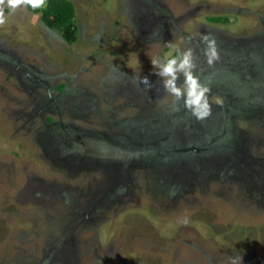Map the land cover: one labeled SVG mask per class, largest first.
<instances>
[{
	"label": "rangeland",
	"instance_id": "rangeland-1",
	"mask_svg": "<svg viewBox=\"0 0 264 264\" xmlns=\"http://www.w3.org/2000/svg\"><path fill=\"white\" fill-rule=\"evenodd\" d=\"M71 1L0 26V264H264V0ZM188 47L203 120L152 74Z\"/></svg>",
	"mask_w": 264,
	"mask_h": 264
},
{
	"label": "clouds",
	"instance_id": "clouds-1",
	"mask_svg": "<svg viewBox=\"0 0 264 264\" xmlns=\"http://www.w3.org/2000/svg\"><path fill=\"white\" fill-rule=\"evenodd\" d=\"M47 7L48 0H0V26L5 25L8 17L21 8H30L36 13L32 21L35 24L39 20V10ZM200 42L204 45L203 53L207 63L213 65L220 59L217 40L211 34L202 33ZM151 65L152 74L161 79L166 94L175 98L170 106L172 111H179L178 105L182 102L183 108L198 120L211 115L210 88L194 72L197 65L191 47L178 51L176 55L152 57ZM140 83L150 89L152 81L149 76H143ZM99 264H103L102 260ZM228 264H243V256H230Z\"/></svg>",
	"mask_w": 264,
	"mask_h": 264
},
{
	"label": "trees",
	"instance_id": "trees-1",
	"mask_svg": "<svg viewBox=\"0 0 264 264\" xmlns=\"http://www.w3.org/2000/svg\"><path fill=\"white\" fill-rule=\"evenodd\" d=\"M30 11L34 12L29 8ZM43 22L51 29L59 31L68 43H74L78 38L76 22V7L71 0H48V7L39 10ZM217 22L227 19L215 18Z\"/></svg>",
	"mask_w": 264,
	"mask_h": 264
}]
</instances>
